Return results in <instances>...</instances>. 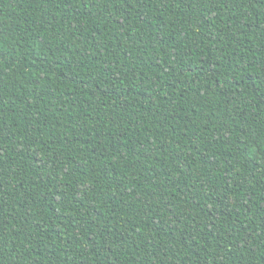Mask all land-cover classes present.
Here are the masks:
<instances>
[{"label":"trees","instance_id":"trees-1","mask_svg":"<svg viewBox=\"0 0 264 264\" xmlns=\"http://www.w3.org/2000/svg\"><path fill=\"white\" fill-rule=\"evenodd\" d=\"M0 264H264V0H0Z\"/></svg>","mask_w":264,"mask_h":264}]
</instances>
